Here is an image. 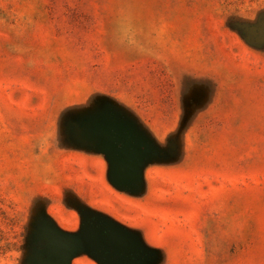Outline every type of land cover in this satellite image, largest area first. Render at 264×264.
<instances>
[{
  "label": "rangeland",
  "instance_id": "rangeland-1",
  "mask_svg": "<svg viewBox=\"0 0 264 264\" xmlns=\"http://www.w3.org/2000/svg\"><path fill=\"white\" fill-rule=\"evenodd\" d=\"M105 221L131 264H264V0H0V264H104Z\"/></svg>",
  "mask_w": 264,
  "mask_h": 264
},
{
  "label": "water",
  "instance_id": "water-1",
  "mask_svg": "<svg viewBox=\"0 0 264 264\" xmlns=\"http://www.w3.org/2000/svg\"><path fill=\"white\" fill-rule=\"evenodd\" d=\"M97 146L104 153L111 167V180L116 185L134 184L140 179L143 163L141 146L132 141L125 130L108 126L99 131ZM93 254L104 264H131L137 251L130 234L112 221H105L91 237ZM51 247L47 264H70V238L55 232L48 236Z\"/></svg>",
  "mask_w": 264,
  "mask_h": 264
}]
</instances>
